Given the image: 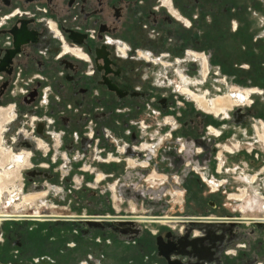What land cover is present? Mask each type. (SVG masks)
I'll return each mask as SVG.
<instances>
[{"label": "flooded vegetation", "instance_id": "1", "mask_svg": "<svg viewBox=\"0 0 264 264\" xmlns=\"http://www.w3.org/2000/svg\"><path fill=\"white\" fill-rule=\"evenodd\" d=\"M231 2V0H0V107L11 105L3 110L2 120L0 121V181L5 180L6 170H16V174L12 177V184L9 183L4 186L3 190H0V200L3 198L5 191L10 189V185L15 184L17 175L21 171L25 181H32L36 176L42 177V175L45 177L56 176L52 172L48 174L45 171L48 168L39 167L36 163L42 162L44 166L49 164L55 166L51 162L52 153L56 148L62 149L63 145L67 153L73 152V146L66 144L65 141V143L62 142L63 135L69 133H78L82 136L81 143H77L80 150L86 151L88 143L91 142L95 143L94 147L102 152L103 157L111 155L109 164H96L100 170L98 173L96 171L93 173L96 176L95 184L97 186L111 178L106 176V173L112 172V170H105V173L101 171V168L103 165H117L113 162L117 161L115 156L117 157L120 154L117 144L121 142L129 143V155L141 158L145 150L147 160L155 161L159 168H166L169 161L161 156L162 153L166 155L170 148L165 145L164 137L169 136L168 126L173 129L179 127L177 126L179 119L176 120L173 116L175 103L169 99L163 87H157L152 81V77L149 75L150 64H144L143 61L139 63L137 60L157 63L152 58L156 48H165L166 51L180 56L184 55L186 50H189L188 55L197 63L198 60L202 63L201 57L204 59V72L206 71L207 76V55L199 52L202 32L206 30L208 32L213 31L214 36H216L214 41L216 42L220 40L219 38L228 34L229 30L233 31L232 25H235L234 31H240L244 28V18L237 17L238 21L230 19L231 11H233L231 10ZM59 5L62 6L61 9H59ZM50 20L61 31L63 40L58 38L49 28L48 21ZM211 25H214L213 28ZM186 29L190 33H187ZM66 45L70 49H76L82 56L75 55L71 50L66 51ZM234 51L231 50L232 53ZM232 53L230 54L232 55ZM242 68L245 69L244 66ZM136 69L137 71H135ZM203 76L206 77L204 73ZM181 78L182 81L186 82V76L181 74ZM17 83L20 84L17 85ZM243 84H246L247 88L251 87L248 86V82H243ZM187 86H184V93L192 97L191 94L185 91V89H190ZM16 87L20 88L18 91L19 100L14 99V89ZM44 88L47 89L45 92L47 94L43 97ZM247 88L244 89L251 91L249 97L241 96V101L235 104H249L251 102L250 94L257 92L258 89L256 87H251L250 90ZM205 95L207 96V93ZM254 95L256 93L251 95V98ZM41 100H44L43 104H40ZM50 102H52L51 105ZM198 104L207 112H213L205 109L199 102ZM12 105H15V107L13 108ZM23 105L33 108L30 114L34 112L40 115L41 111L47 108L48 110L44 111H49L47 112L49 116L45 120L47 123H34V125H38L37 129L33 130L36 133L34 143L28 141L25 137V134L30 135V131H19L20 135L24 137L20 139L15 147L13 145L12 149H9L3 144V141L6 131L7 133L10 131L9 128L7 129L9 123L18 118L12 110ZM239 105L225 108L226 112H223V110L219 113L213 112V128L211 129L213 138L216 136L219 138L223 135V131L215 127L220 121L218 118L231 119L234 110L232 115L228 110ZM169 106L171 107L168 108ZM166 108L167 110H164ZM62 109L68 115H59V111ZM14 116L15 118H13ZM29 116L25 114V117ZM36 117L38 116H34V121L41 119H35ZM243 117V115L237 114L235 121H244ZM256 118L262 124V126L256 124L257 137L264 141V115L262 114ZM172 119L175 124H171ZM79 121H82V123L78 125ZM192 121L193 119H190V122ZM153 126H156V129L148 131ZM48 128L50 130L52 128V130L46 132ZM250 131L252 132L251 129L247 130L248 134L251 133ZM90 134H93L94 140H90ZM56 135L61 137V139H58L59 143L54 146L51 144L45 145L47 139L50 142L54 140L53 138ZM115 135L121 136L118 141L115 140L117 144H108V140L114 138ZM144 138H146L145 142L142 141ZM96 139H98L97 143ZM14 142H16V139H14ZM133 146H136V148H133ZM15 148L20 149L18 150L19 153L13 152ZM38 149H44L46 157H43L40 153L37 157H32L33 152ZM194 149L196 153L200 151L197 150L200 148L195 147ZM227 149L233 151L230 147H227ZM153 151H155V154ZM185 151L186 146L184 144L175 146L173 150L176 153ZM26 153L29 154V161L27 157H19ZM157 158L160 161H157ZM59 160L58 157L57 161ZM208 163L206 167L211 169L212 165ZM120 164L126 165L125 162ZM137 164L138 161L129 165L134 167ZM141 166L146 165L143 163ZM147 168H149V172L154 170L149 166ZM192 172L194 173H190L188 176L190 179L194 178L195 173H198L194 167H192ZM87 173L89 177L91 173L81 172V174ZM98 174L102 176L99 177L101 178L99 180H97ZM115 174L117 175L118 172L116 171ZM186 177L184 176L181 180L182 184L186 183ZM56 178L58 179V177ZM240 179L250 182L255 177L252 179L242 177ZM67 181L69 182V177ZM148 181L153 185L168 182L167 177L157 171L152 172ZM171 181L180 183V180L175 176H171ZM198 182L201 184L209 182L212 188L211 192L219 190L217 184L202 175H200ZM112 188L113 191L110 192H112L113 200L117 201L115 202L117 204L121 197L114 185H112ZM90 192V195L100 197L97 191L91 190ZM123 194L126 196L125 191H123ZM181 195L182 192H176L173 194V198L177 197L176 201H180ZM35 197H32L29 201L34 200ZM24 198L22 204L29 203ZM228 199L232 202L244 200L245 191L232 193ZM12 201L13 199L10 198V204ZM79 201L82 206L81 212L94 211L96 212H93L95 216L68 215L67 217L71 219L65 221L93 220L104 222V220L107 221L105 218H111L110 221L116 223L133 220L130 225L140 222L149 223L153 226H156L157 223L179 222L186 226L184 236L177 237L170 231L165 232L162 236L168 242H175L177 246L175 251L183 253L185 250L180 249V246L187 241L185 238H187L188 229H195V227H199L198 225L212 223L215 228L209 226V229L208 227L209 242L200 240L201 245L204 247L207 243L211 244L207 248L209 256H204L211 260V263L264 264V240H262L264 234L261 235V239H252L248 232H242L241 235L231 237L235 229L241 228L247 223L254 224V227H259V231L264 233V217H238L233 213H228L224 217H214L212 210L217 207V203L213 199L209 201V208H206L205 211L208 216L212 215L213 217L185 215L182 218L131 214L129 216H104L97 214L99 212L97 210L102 209V207L92 210L95 206L93 200L86 199L85 201L83 199ZM248 203L251 205L252 210L258 207L264 208V202L261 203L259 200H254V203L248 201ZM17 205L21 204L17 203ZM241 208L245 212L244 203H242ZM133 209H135L134 206ZM79 210L80 208L78 212H80ZM3 217L5 218L3 226H6L4 233L6 244L10 240L7 227L10 223L19 220L25 222L32 220L49 221L63 216L43 214L36 210L29 215L1 213L0 218ZM8 217H12V219ZM189 225L192 226L189 227ZM219 228L225 231V236L221 237L219 248L214 250L213 230H219ZM131 230L135 232L134 229ZM136 234L138 233L133 236ZM165 243L167 242L165 241ZM16 244L21 246L19 242H16ZM5 246L0 248L4 249ZM235 249H237L236 252H230ZM0 251L2 250L0 249ZM193 253H191L192 257H198L199 253L203 255L207 254V251L204 253L194 251ZM8 259L0 256V262L2 263ZM139 259L138 257L136 262L141 263L144 259H150V257L145 258V256H142L141 262ZM84 263L86 264V260H84Z\"/></svg>", "mask_w": 264, "mask_h": 264}, {"label": "rangeland", "instance_id": "2", "mask_svg": "<svg viewBox=\"0 0 264 264\" xmlns=\"http://www.w3.org/2000/svg\"><path fill=\"white\" fill-rule=\"evenodd\" d=\"M231 1H232L231 10L233 11H231L232 15L230 16V19H233V21H238V18H244L245 19V22L243 23L244 28L241 29L240 31H234L235 25H232L233 31L229 30L228 34L219 38L220 40L216 42L214 41L216 40V36H214L215 34L213 33V31L211 32L209 30L210 32H208V30H206L202 32L199 52L207 55L208 74L206 78H204L203 76L205 70L204 63H201L200 60H198L197 63L195 60L191 59V57L188 55L189 50H186V53L180 56V55H174L173 53L166 51L165 48L163 49L156 48L152 58L157 63H153L152 61L148 63L147 61L140 59L137 60L139 63L143 61L144 64L146 63L150 64L149 75L152 77L151 78L152 81L157 87H163L164 90L166 91L165 93L169 96V99H171L175 103V110L173 116L174 118H176V120L179 119L177 123V126L179 127L173 129L171 126L170 127L168 126L167 132H169L168 133L169 136L164 137V143L165 145L168 146V148H170V151H168V153L166 154L167 157H163V158H165V160L167 161L184 160L186 161V163L192 162V167L194 165H199L200 164L199 162H202L203 164H207V162H209L212 166L211 169L209 168L206 169L207 174H203V170L201 171L197 167L195 169L199 174L195 173L194 178L190 179L188 178L189 174L190 173L193 174L194 172H192V167L186 168L184 170L185 177L187 176L186 177L187 181L185 184L181 183L180 185H178V183L171 181L169 183L161 184V185L155 184L153 185L154 188L151 189L152 185L149 182L144 181L145 178L143 179V181L140 180V182H133V183L130 181H124V180H123L124 182L121 181L120 177L122 173L128 170V167H126V165H122L119 163L116 166L103 165L101 171L105 172V170L106 171L112 170V172H107L112 174L116 170L119 176L115 178H109V180L105 181L104 183H100L98 185V189L95 190L100 194V197L92 196L90 195L91 193L90 187H96L97 185L95 184L94 181L96 179V176H94L93 173H91L93 172V169H90L91 165L92 168L96 169L97 173L98 171H100L99 168L96 166L98 162L94 158L95 156L93 153L95 148L94 147L95 143H91V142L88 143L87 145L88 148L86 151L80 150L77 143H81L82 136H80L78 133H71V134L69 133L63 135L62 142L65 141L66 144L73 146L74 147L73 152H70L69 155H64V152L63 153L59 152V154H57L56 151H53L52 157H57V158L59 157L60 160L53 163L55 166H50L48 169L45 170L48 174L52 172L56 176L45 177L44 175H42V177L36 176V178H34L32 181L29 180L25 181L24 177H22V171H21L19 173L20 175L19 174L17 175V180L15 184L10 185L9 187L10 189L6 190L3 195L2 201L0 202V214L8 213L10 215H14V214L29 215V214H33L36 210H38L43 214H56L65 217V219H60V220H69L71 218H68L67 217L68 215L69 216L77 215V214L81 215V213L86 214L85 212H81L82 206L80 205L79 200L85 199L86 201V199H91L95 203L94 204L95 206L94 208H92V210L93 209L97 210L96 209L97 207H102V209H99L97 211H104L102 214L104 216L107 215L129 216L130 214L126 213V211L130 209L129 206L124 207L125 205L129 204L128 198L123 196L124 189L128 187L133 191H135L136 193L139 190L150 193L155 192L160 198H162L160 199L158 196H154V200H152L153 203H157L166 207V211L163 214L159 215V217L182 218L185 215L194 216V217H213L212 215L208 216L205 212L206 208H209L208 207L209 201L213 199L217 203V207L213 208L212 210L214 217H224L228 213L231 214L233 213L238 217L263 218L264 215H262L261 212L258 211L252 212L251 210H249V208H251V205H249L248 201L254 203L253 199L244 202V206L246 209V212L244 214L245 216H242V214L239 213L242 202L239 201L232 202L228 199V195L230 193L238 191V187L240 186L237 175H234L235 177L234 179L231 178L233 176H231L230 174L226 175L227 177H230V183H227L226 186L224 187L219 186V190L217 192H211L212 188L209 182L202 184L198 182L200 175L213 181V160H214L213 142L215 144V141L213 139L215 138H213V132L211 129L213 128L214 114L213 112H207L206 110L201 108L200 105L191 96L189 97L188 94L182 93V87L188 85L195 92L202 95L207 93L208 98L213 99L218 97V95L225 96L235 91L242 92V89L247 88L246 87L247 85L243 84L242 82H248L249 83L248 86L259 88L260 91L258 90L256 92V95L250 98L251 102L249 104H241L239 106H235L234 109L228 110L230 115H232V111L234 110L231 119L223 120L221 119V117L218 118V120L220 121L215 127L218 130L224 131L223 135L219 137L217 140V144L220 145H225V144L231 145L232 142L230 141L232 134H234V130L236 128H239V126L242 125L244 121L251 119V121L254 123L253 120L257 119L256 118L257 116H260L262 114L264 115V46H263L264 45V0H231ZM58 7L59 9L62 8V6L60 5ZM186 32L190 33L188 29H186ZM231 50H235V51L232 53ZM230 53H232V55ZM166 65L168 68L166 67ZM243 66L245 67V69L242 68ZM135 71H137V69ZM181 74L186 76V82L182 81ZM18 84L20 83H17V85ZM19 90H20L19 87L18 88L16 87L14 89L15 92L14 99L16 100H19L20 97L18 94ZM46 91L47 89L44 88L43 97L46 96L47 94L45 93ZM43 101L41 100L40 104L41 103L43 104ZM51 104L52 102H50V105ZM234 105L236 104H233L232 106ZM10 106L11 105L0 107V121L2 120L1 115L3 110L9 108ZM12 107L14 108L15 105H12ZM29 107L30 106L23 105L20 108L16 107L15 110H12L15 113V116L17 115L18 118L15 121H12L11 123L8 122L9 127H7V129L9 128L10 131L9 133H7L6 131L3 141V144L7 148L12 149V146L14 145L15 147V145L19 143L20 139L24 137L19 133V131L21 130L30 131V135H27L25 133L24 134L25 137L28 139V141L34 143V140H36V136H35L36 133L33 132V130L34 129L36 130L38 127V125H34V123L35 122L37 124L47 123V121L45 120L49 116L47 114V112L49 111L44 112L46 111L47 108L46 109L44 108V110H42L41 114L39 115L34 112L33 114L32 113L30 114V112L33 111L32 110L33 108L31 107L29 108ZM170 107L171 106H169L168 108ZM227 108L230 107L227 106ZM164 110H167V108ZM59 112H60L59 115L61 116L68 115L64 111V109H62ZM223 112H226V110L224 109ZM25 114L30 116L25 117ZM237 114H239L240 116L243 115L244 121H235ZM15 116L13 118H15ZM34 116H38L35 119L38 118L41 119L34 121ZM190 119H193V121L190 122ZM79 122L80 123H78V125L82 123V121ZM171 122H170L171 124H175L173 119ZM153 129L155 130L156 126H153L148 131H152ZM51 130L48 128L46 129V132H49ZM58 135H56L53 138L54 140L50 142L49 139H47L45 145L51 144L52 146H54L56 145V143H59L58 139H61V137H59ZM120 138L121 136L115 135V137L108 140L107 143L117 144V141ZM14 139H16V142H14ZM115 140L117 141L115 142ZM142 141L145 142L146 138H144ZM254 142L255 141L253 139V143ZM234 143L236 142L234 141ZM179 144H184L186 146L185 152L183 153L173 152L174 147ZM258 144L259 143H255L256 146ZM195 147L200 148L197 149L198 151L201 150L200 154L196 153L194 149ZM18 150L20 149L15 148L13 152L19 153ZM60 150L64 151V145ZM244 151L240 152L236 157H230L227 155L228 162L231 163V161H235L236 163L245 160ZM243 154L244 156L242 157L241 155ZM66 156H68L69 158L67 159ZM250 157L251 159L248 158V156H246V159H248L251 166L249 173L255 174L259 164L264 163V155L263 153H260L258 159L256 157V153L254 154L252 153ZM35 160L38 161L37 158H35ZM156 160L160 161L159 158H157ZM254 160L256 161V163L252 164L251 161ZM84 165L86 166L84 167ZM82 169L84 170L87 169L86 172L91 173L90 177L87 176L86 178L83 177L84 174L82 175L80 171ZM92 176H94V178H92ZM56 177H58V179ZM68 177H69V182L67 181ZM116 178L119 179L118 184H115V181L117 180ZM180 182L182 181L180 180ZM112 185L116 186V189L118 191L119 189H122L121 195L123 196L124 201H122L123 208L121 213L111 212V206L113 202L111 201L109 203L107 201L108 198H111L110 191H113ZM253 187H254L253 185L250 187L251 193L253 191ZM176 192L177 193L182 192V195L180 196L181 197L180 201H176L177 197L173 198V194ZM25 196L26 197L36 196V197L34 198V200L29 201V204L28 202L26 204H22L23 198ZM149 196L151 195H148V197ZM10 198L13 199L11 204L9 202ZM140 201L142 202V200ZM17 203L21 205L18 206ZM79 208H80L79 210L80 212H78ZM88 214L95 215L93 212L91 213L89 212ZM8 218L12 219V217H8ZM54 220L55 219L49 221H54ZM33 222L34 221L25 222L23 220H19L17 221V225L28 227L31 224L33 225L34 224ZM110 223L113 224V227L115 228L116 231H120L123 236L125 237L127 236L128 238L131 236L133 237L135 233L139 232L138 230L135 229H134L135 232H133L130 227H127V229L124 227V226H131L129 224L121 225L116 222H110ZM145 224H149V223H145ZM157 224H161L164 227L156 228L157 225L156 227L150 226V228L155 229L156 231L155 235H151L150 230L147 229L144 230L143 234L139 237L137 246H131V248H135L136 251L133 252L130 256H128L126 258L127 260L133 258L135 261H137L138 257L141 259L142 256H145V258L150 257V259H144L143 262H141V260L139 259L141 263L138 264H153V261H158L160 264H167V261L158 255L156 237L160 235H164L165 232L170 231L172 232V234L181 238L182 236H184L183 229L186 226L183 224L181 226V224L179 225L177 222L176 223L166 222V223H157ZM13 226L14 225H12L11 223L7 225V227L10 230ZM191 226L192 225H189V227ZM198 226L199 227L197 228L195 227V229L192 228L188 229L187 232L188 234L186 233L187 238H185V240L187 241L181 244L180 246V249H184L185 251L184 253L180 251L179 252L175 251L172 256L173 259L177 258L183 260L186 264H194L196 261L199 260L198 258L199 256L192 257L191 255V253L195 251L194 248L198 249L202 253L207 251V254L205 253L202 256H209L208 254L209 250L207 248L211 244L207 243L205 245L206 247L205 248L204 246L201 245V241L199 239L202 238L203 241L209 240L208 236H209L210 227L208 229L203 227L205 225H198ZM208 226H211V224H209ZM251 226L252 227L250 229L242 228V227L235 229L231 237L236 236L241 232L243 233L248 232L251 235L252 239L253 238L259 239L261 235L264 233L262 231H259L260 230L259 227H254L253 225ZM69 227L70 226L68 224H60L57 227L56 224L54 223L53 224L40 223L37 229L31 232V235H33V239L41 240V245H37L34 249V252L35 253L47 252L51 255H55L56 252L59 251V248L64 245L63 241L60 239L58 240L51 239L50 241L48 236L51 233H53L54 235H61V229H64L67 233ZM0 228H2L1 224H0ZM44 228L48 229L47 233L45 234L42 232L43 231L42 229ZM121 228H125L128 231H124ZM212 228L215 227L213 226ZM1 235H2V230H0V240L3 241V237ZM223 236H225V231L223 229L219 228V230L218 229L213 230L214 250H217V248H219L220 245L219 243L221 242V237ZM19 240H20V236L17 235L15 239H12L10 241L11 242L10 245H7V247L5 246L4 249L0 248L2 250L0 251V256L4 257V259L9 258V260L3 263L8 264V261H11L10 256H8L10 254V250H8V248L17 250L19 248V245L16 244V242H19ZM262 240L264 239L262 238ZM141 244L143 246L144 245L146 246L145 251L140 250ZM139 250L141 251L140 253ZM230 252L233 253V250ZM14 255L17 256L14 258L17 262H19L18 264H55V259L53 258L35 257L33 259H27L25 256L21 255L20 252L19 253L15 252ZM61 259L64 260L65 258L63 259V256H61ZM123 260H124L123 262H125V258H123Z\"/></svg>", "mask_w": 264, "mask_h": 264}, {"label": "crops", "instance_id": "3", "mask_svg": "<svg viewBox=\"0 0 264 264\" xmlns=\"http://www.w3.org/2000/svg\"><path fill=\"white\" fill-rule=\"evenodd\" d=\"M250 89V88H248ZM254 123L250 120L244 121L242 125L239 126V128H236L234 130V134L231 136V145L225 144L220 145L217 144L218 137L216 136L215 144L213 142V183L219 186H226L227 183H230V177H227L226 175L230 174L232 179H234V175L238 176V180L240 183V186L238 187V191L233 193H240L241 190L245 191V199L241 200L239 202L244 203L248 200H259L260 202H264V163L259 164L257 167V171L255 174H250V163L248 159H246V156L251 159L252 153H256V157L259 159L260 153H263L264 155V141L258 139L257 137V130H256V124L262 125L260 120L254 119ZM264 121V120H263ZM252 130L250 134H248L247 130ZM226 131V130H225ZM224 132V131H223ZM257 138V139H256ZM254 139V143H253ZM234 141L236 143H234ZM255 143H259L257 146ZM227 147H230L233 149V151H229ZM80 149V148H79ZM114 150V149H113ZM245 150V151H244ZM56 153L59 154L64 152V155H69V153L64 151H61L60 148L55 149ZM79 151V150H78ZM244 151L245 154V160H242L240 162L231 161V163L227 160V155L230 157H236L240 152ZM260 151V152H259ZM116 152V151H115ZM113 152V153H115ZM201 150L198 152L200 154ZM41 154L43 157H46V151L44 149H38L36 152L34 151L32 154V157H37L38 154ZM66 153V154H65ZM147 152L144 150V155H142L141 158H137L136 161H138V164L135 168H128L127 171L122 173L121 175V181H130V182H140L143 181L145 177L151 176L152 172L157 171L159 174H163L167 177V181H171V176L177 177L179 180H182L185 176L184 170L186 168L192 167L191 162L186 161H169L168 166L166 168H159L155 161L153 160H147L145 155ZM155 154V151H153ZM116 154V153H115ZM226 154V155H225ZM241 155L242 157L244 156ZM165 153H162L161 157H165ZM67 159L69 158L66 156ZM51 162L55 163L57 160V157H52ZM145 164L146 166L140 167L141 164ZM252 164H255L256 161H251ZM39 167L49 168L50 164L48 166H44L42 162H37ZM200 165V166H199ZM199 165H194V168H199V170H203V174L206 173V164H203L202 162ZM258 165V164H257ZM86 165H84L85 167ZM149 166L152 167L154 170L149 172ZM90 169H93V173H95L96 169L92 168V165ZM81 172H86V170L82 169ZM83 175V174H82ZM90 175V174H89ZM87 175H83V177L86 178ZM224 176V177H222ZM90 177V176H89ZM254 178L253 181L247 182L245 180H241L240 178ZM123 181V182H124ZM145 181V180H144ZM167 182V183H168ZM182 182H180L178 185H180ZM126 184V183H125ZM255 184V185H254ZM127 185V184H126ZM125 185V186H126ZM253 187L252 193L250 192V187ZM118 195L121 197L122 195V189L117 190ZM232 194V193H230ZM229 194V195H230ZM228 195V197H229ZM126 197L125 195H123ZM122 199L119 200L118 204H116L113 200V194L111 192V198H108V202H113L111 206V212L113 213H121L122 212ZM128 198V205H125L124 207L129 206V210L126 211V213L131 215H153V216H159L163 214L166 211V207L163 205L153 203L150 196H146L144 198H135V197H127ZM111 199V200H110ZM142 200V202L140 201ZM140 201V202H139ZM242 205V204H241ZM133 206L135 209H133ZM252 212H261L262 215H264V208H255L251 209ZM94 212V211H93ZM104 211H99L97 214H103ZM246 212V209H245ZM245 212L242 210V208L239 210V213L242 214V216H245ZM88 213V212H85ZM91 213V212H90ZM96 213V212H94ZM34 221L33 225L31 224L28 227H23L21 225H17V222L11 223L14 225L11 230L8 228L10 240L6 242V236L4 235V230L6 231V226H3L1 224L0 230H2V237L3 241L0 240V247H4L6 245H10V241L12 239H15L16 236H20L19 243L21 246L17 250L10 249V260L8 261V264H18L14 257H17L14 255V253H21V255L25 256L27 259H33V258H53L55 259V264H83L84 260H86V264H138V262L134 261L133 258L126 259L128 256H130L133 252H135V248H131V246H137L139 237L143 234L144 230H150L151 235H155V229L150 228V226L153 227L152 224H145L138 222L135 225L131 226H124L126 229L127 227H130L131 229L138 230V234L131 237H125L122 235L120 231H116L113 227V224H111V221H65V220H54V221H41V220H32ZM28 221V222H32ZM40 223H50V224H56L58 227L60 224H68L70 227L68 228V232L64 229H61V235H54L53 233L49 234V239H55V240H62L63 246L59 248V251L56 252L55 255H51L47 252L44 253H35L34 249L37 245H41V240L33 239V235H31V232H33L35 229H37L38 225ZM179 225L182 223L177 222ZM209 224H211V227H213L212 223H206L202 224L205 225L203 227L208 228ZM130 225V224H129ZM143 225V226H142ZM156 228L164 227L161 224H156ZM254 225L252 223H247L241 227L243 228H251ZM123 227V226H121ZM142 227V228H139ZM125 228H123L124 231H127ZM129 228V229H130ZM183 229V228H182ZM264 229V226H263ZM43 233H47V228L42 229ZM11 231V232H10ZM184 231V229H183ZM71 232V233H70ZM198 233V232H196ZM17 234V235H16ZM241 234H243L241 232ZM238 234V235H241ZM16 235V236H15ZM237 235V236H238ZM242 237V236H241ZM8 238V237H7ZM242 239V238H241ZM8 243V244H7ZM140 250L145 251L146 246L140 245ZM139 250V253L141 252ZM234 252L237 251V249L233 250ZM63 253V254H62ZM60 256H63L65 259L62 260ZM60 257V258H59ZM123 258H125V262H123ZM9 260V259H8ZM54 261V260H53ZM5 262V261H3ZM1 264H5L0 262ZM153 264H160L158 261H153Z\"/></svg>", "mask_w": 264, "mask_h": 264}, {"label": "bare ground", "instance_id": "4", "mask_svg": "<svg viewBox=\"0 0 264 264\" xmlns=\"http://www.w3.org/2000/svg\"><path fill=\"white\" fill-rule=\"evenodd\" d=\"M66 48V51L68 50H71L75 55H81V53H79V52H77V50L76 49H70V48H68V46L66 45L65 46ZM82 56V55H81ZM201 61H202V63H204V59L201 57ZM204 75L206 76V71L204 72ZM204 78H206V77H204ZM188 87V86H187ZM184 86L182 87V93H184ZM190 88V87H189ZM191 89V88H190ZM190 89H185V91L186 92H188L189 94H191L192 95V97L196 100V101H198L200 104H201V106H203L205 109H207V110H209V111H213V112H216V113H219L220 111H222V110H224L225 108H227V106H229V107H231L233 104H235V103H237L238 101H241V96H243V97H245V98H247V97H249V93L251 92V91H246V92H244L246 89H244V91L242 90V92H239V93H237V92H235V94H233V92L232 93H229L228 95H222V96H219L218 95V97H216V98H213V99H210V98H208L205 94H199V93H197V92H194V90L192 91V90H190ZM258 90H259V88H257ZM250 90V89H249ZM260 91V90H259ZM244 92V93H243ZM254 93H256V92H252L251 94H250V98H251V95H253ZM185 94V93H184ZM189 97H190V95H189ZM249 99V98H248ZM197 102V103H198ZM245 102V101H244ZM243 102V103H244ZM239 104H242V103H238V104H236V105H239ZM262 133V132H261ZM29 154L28 153H26V154H23V155H21V156H19V157H21V158H25V157H27L28 158V161H29ZM136 162V160L135 161H133V160H130L129 161V164H134ZM16 174V170H6L5 171V180L4 181H0V190H3V188H4V186L5 185H7V184H9V183H11V182H13V179H12V177L14 176ZM99 177H102L101 176V174H98V176H97V180H99V179H101V178H99ZM12 184V183H11ZM25 199V201H29V200H31L32 199V197H26V198H24ZM2 201V199L0 200V202ZM29 204V203H28ZM4 217L3 218H0V224H4ZM63 254V253H62ZM61 257V256H60ZM59 257V258H60ZM64 259V258H63ZM33 263V262H32ZM85 264V263H84Z\"/></svg>", "mask_w": 264, "mask_h": 264}, {"label": "built area", "instance_id": "5", "mask_svg": "<svg viewBox=\"0 0 264 264\" xmlns=\"http://www.w3.org/2000/svg\"><path fill=\"white\" fill-rule=\"evenodd\" d=\"M5 17H7V16L5 15ZM48 26L51 29V31L54 32L55 35H57L58 38H60L61 40H63V37L61 35V31L58 29V27L56 26V24L54 22H52L51 20L48 21ZM63 45H64V42H63ZM89 138H90V140H94L93 134H90ZM97 142H98V139H96V143ZM128 145H129L128 142H121V143H118L117 144V149H118V152L120 154L117 157L115 156V158H116L117 161L116 162H113V163H117V164L119 163L120 164L121 162H125L126 167L130 168V165L128 164L129 163L128 161H130V160H133V161L137 160L138 157H134V156H131V155L128 154V148H129ZM133 148H136V146H133ZM94 156H95L94 158L97 160V162L99 164H109L110 163V156L111 155H108L106 157L105 156L103 157L102 156V152L101 151H98L97 148H94ZM135 167L136 166L131 167V168H135ZM140 167H143V166H140ZM143 168H145V167H143ZM88 171H91V170H88ZM91 173H93V172H91ZM106 176L111 177V178L117 177V175L115 174V172H113L112 174L106 173ZM145 181L149 182L148 181V178H146ZM118 182H119V179H117L115 181V184H118ZM151 185H152L151 186V189H153L154 186H153V184H151ZM90 188H91L92 191L93 190L95 191L96 189H98V186H96V187H90ZM124 191H125L127 197H135V198H139V199L140 198H143V197H146L148 195H151L150 196L151 200H154V196H158L155 192L150 193V192H146V191H142V190H139L136 193L135 191H133L132 189H130L128 187L125 188ZM160 199H162V198H160ZM77 215L80 216V214H77ZM81 215H89V214L88 213H86V214H82L81 213ZM93 216H95V215H93ZM205 264H213V263H205Z\"/></svg>", "mask_w": 264, "mask_h": 264}, {"label": "water", "instance_id": "6", "mask_svg": "<svg viewBox=\"0 0 264 264\" xmlns=\"http://www.w3.org/2000/svg\"><path fill=\"white\" fill-rule=\"evenodd\" d=\"M55 220H60V219H65V217H58V218H53ZM107 219V221H110L111 218H105ZM88 221V220H87ZM93 220H89L88 222H91ZM106 221V220H104ZM198 222H204V221H198ZM121 225H128V224H132L133 220H130L129 222H117ZM199 240H202V238H200ZM156 241H157V246H158V255L160 257H163L166 261L167 264H186L183 260L181 259H173V253L175 252V249L177 248L175 242H168L167 240H165V238L160 235L156 237ZM165 241L167 243H165ZM195 243V242H194ZM196 252H199L198 249L194 248ZM199 260L196 261L194 264H205V263H211L212 261L209 260L207 257L202 256L201 253H199Z\"/></svg>", "mask_w": 264, "mask_h": 264}, {"label": "trees", "instance_id": "7", "mask_svg": "<svg viewBox=\"0 0 264 264\" xmlns=\"http://www.w3.org/2000/svg\"><path fill=\"white\" fill-rule=\"evenodd\" d=\"M243 83V82H242Z\"/></svg>", "mask_w": 264, "mask_h": 264}]
</instances>
